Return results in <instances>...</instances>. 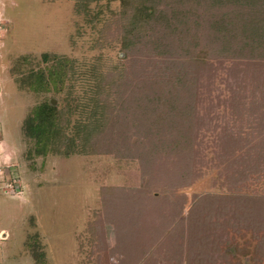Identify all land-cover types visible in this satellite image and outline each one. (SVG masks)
Returning <instances> with one entry per match:
<instances>
[{
  "label": "rangeland",
  "instance_id": "374dc122",
  "mask_svg": "<svg viewBox=\"0 0 264 264\" xmlns=\"http://www.w3.org/2000/svg\"><path fill=\"white\" fill-rule=\"evenodd\" d=\"M120 4L86 17L75 0H0V264H264V175L247 190L240 157L252 148L264 165V65L217 60L209 0H157L139 39ZM44 53L110 72L115 109L88 151L30 153L33 107L68 104L65 89L20 85ZM183 73L192 86L167 88ZM80 117L68 112L70 135Z\"/></svg>",
  "mask_w": 264,
  "mask_h": 264
},
{
  "label": "trees",
  "instance_id": "16d2710c",
  "mask_svg": "<svg viewBox=\"0 0 264 264\" xmlns=\"http://www.w3.org/2000/svg\"><path fill=\"white\" fill-rule=\"evenodd\" d=\"M114 1L121 3V9L116 14L118 20L129 23L130 30L138 33L137 39L139 34L146 31L144 29L155 26L160 15L157 0H75V11L89 17L92 15L91 6L94 3L105 2L109 6ZM209 2L213 4V8L206 22L213 35L214 45L211 51L217 60L228 51L230 57L226 59H245L249 64L259 62L264 65V0H209ZM101 11L103 10L96 12L93 19H97ZM188 34L189 31L186 35ZM187 51L195 65H206L209 52L191 48ZM43 57L48 64L38 70L25 72L22 78L18 79L20 85L29 86L35 91L65 89L68 104L67 107L61 108L52 99H48L33 107L23 124L25 134L34 141L32 148L34 153L31 151L30 153L45 156L51 153L71 155L75 152L81 153L83 149L88 151L94 135L106 131L109 126V113L111 109L113 111L115 109L113 89L108 98L105 96L109 90L107 78L110 72L109 70L103 72L97 66H93L92 70L87 72L80 71L74 59L56 53H44ZM172 67H177V63L173 64L169 61L165 69L168 71L173 69ZM120 70L121 68L118 72ZM79 75L87 78L90 83L84 91L87 95L85 99L73 97L74 82ZM66 79L69 80L67 85ZM166 80L167 88L174 91L178 87L186 86V83L191 86L194 83L185 73ZM154 81V78L150 80L151 85ZM257 102L261 103L259 100ZM262 104L264 107L263 102ZM71 111L81 116L78 119L76 132L72 135L68 133L70 121L68 112ZM243 153L240 156L243 159L241 166L244 168L242 172L245 173L248 190L264 175V165L257 167V155L253 154L252 148ZM231 161L233 164L234 158ZM246 196L254 197L247 194Z\"/></svg>",
  "mask_w": 264,
  "mask_h": 264
},
{
  "label": "built area",
  "instance_id": "2783aa9c",
  "mask_svg": "<svg viewBox=\"0 0 264 264\" xmlns=\"http://www.w3.org/2000/svg\"><path fill=\"white\" fill-rule=\"evenodd\" d=\"M0 91H1V87H0Z\"/></svg>",
  "mask_w": 264,
  "mask_h": 264
}]
</instances>
